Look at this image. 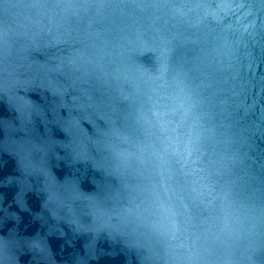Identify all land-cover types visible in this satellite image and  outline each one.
Masks as SVG:
<instances>
[{"label": "water", "instance_id": "water-1", "mask_svg": "<svg viewBox=\"0 0 264 264\" xmlns=\"http://www.w3.org/2000/svg\"><path fill=\"white\" fill-rule=\"evenodd\" d=\"M43 264H264V0H0Z\"/></svg>", "mask_w": 264, "mask_h": 264}]
</instances>
